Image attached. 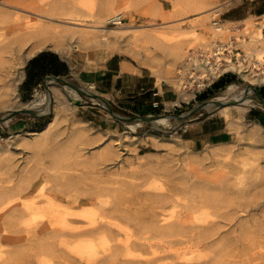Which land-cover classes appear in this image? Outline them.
<instances>
[{"label":"rangeland","instance_id":"374dc122","mask_svg":"<svg viewBox=\"0 0 264 264\" xmlns=\"http://www.w3.org/2000/svg\"><path fill=\"white\" fill-rule=\"evenodd\" d=\"M14 1L19 0H0V20L4 19L6 23L14 24L18 22L16 19L19 17L33 18L29 12L1 5L2 2ZM70 1L75 2L78 7L75 12H70V15L80 19V22L86 26L93 25L94 21H107V26L113 28L115 26L110 22L118 17L123 19L122 24L138 29L134 31L137 33H159L181 28V32L191 37L186 49L188 55L190 52L209 47L214 41L230 43L231 40H235L234 52H240L241 62L245 60L243 64L248 66L251 62L248 54L262 46V42L259 41V31L255 26L260 19H251L243 26L238 23L223 22L220 0L210 1L211 6L209 5L208 8L214 11L209 13L185 8L184 3L191 0H149L152 4L154 21L152 17L136 13L127 15L122 6L118 8L117 16H114L111 2L128 0H55L37 7L39 9L35 12L40 13L42 16L38 17H42L45 21L61 23L59 20L63 21L66 15L58 6L68 4ZM129 2H137V0H129ZM215 10L219 11L215 13ZM49 17H53L54 20H50ZM206 17H209L210 29L192 26ZM215 22H220L221 31L216 30ZM78 30L99 32L110 37L104 31H91L87 28ZM124 34L116 41L112 42L110 39L111 45L116 44L120 49L112 55H108L109 44L99 38L88 42L67 40L62 51L44 47L38 53L54 51L62 56L75 55L80 58L82 64L79 65L80 69L95 67L116 56L118 60H125L151 75L158 85L164 84L179 94L180 88L175 85L179 83L184 85V83L175 81L171 84L165 77L168 76L169 71H173L174 77L178 80V71L185 66L186 60L175 62L169 50L160 43L142 42L131 46L128 36L132 31ZM29 47L30 45H27L20 51L18 49L16 52L5 54L6 60L9 64H14L18 56L23 57ZM131 49L138 55L134 56ZM247 58L248 62H246ZM261 68H264V65ZM229 74L237 77L236 85H250L244 79L243 73L229 71ZM22 82L23 80L18 85L15 95L21 104H28L37 94L45 92L43 87L38 88L30 100H25L20 92ZM187 86L185 90L192 92L189 89L190 85ZM227 86L217 91L211 99L221 96ZM263 86L264 83L255 84L252 88L259 89ZM64 89L63 99L59 104L55 102L57 107L51 106L45 113L50 112L46 117L17 115L8 122L0 124V194L24 179H27L25 183L32 182L30 191L23 194L14 192L0 204V233L4 228L8 233L0 246V264H184L183 253L186 251L182 249L184 236L192 241L197 230L193 225L189 227L190 230L186 235L181 228H169L160 221L165 219V223L169 224L180 222L181 219L183 221L185 204L191 192L195 190V186L207 184L205 178H210L220 171L226 174L225 176L231 177V181L235 178L234 182H240L244 187L250 188L249 191L252 193L250 199L253 196L252 201L257 200L255 203H259L255 209L247 213L248 215L244 213L237 218V222L242 219L241 222L246 223L244 225L258 232L254 236L255 243H250L253 241L251 238L246 239L244 253H237L233 257L234 254L228 252L223 264H263L264 215L260 213L264 212V188L255 189L253 186L255 187L259 182L257 166L264 174V108L255 95L251 96L252 107L242 119L235 108L231 110L230 119H226L219 112L206 113L205 116L222 119L228 135L222 143H207L196 150L182 141L180 134L172 130L174 120L169 116H177L185 112V108L179 112L172 110L157 115L167 116L172 125L154 127L153 124L138 121L139 125L132 130L130 125L137 121L122 120L117 127L101 129L93 123L80 119L76 112V103L88 96L81 94L77 96L68 91L66 86ZM94 101L99 104L97 100ZM191 103L194 104V101ZM3 110L0 109V119L5 113ZM118 110L122 112L121 115L137 116ZM55 113L60 114L56 115L55 127L48 135L42 138L32 135L34 131L44 128ZM21 120L28 124L27 127L10 129ZM190 123L186 121L183 125ZM21 134L24 135L16 137ZM27 141L30 144H27ZM110 147L116 153L111 159L106 155ZM208 185H212L211 182ZM118 193L120 197L116 196ZM46 196L54 197L56 201L60 200L59 202L66 208L72 207L75 213L81 215L85 211L81 203H86L88 205L86 207H90L92 211L87 218L93 221L94 225L105 226L106 230H103L102 235L87 239L49 238L44 241H34L35 232L45 229L39 221L41 218L32 220L29 227V224L26 227L22 226L18 231L10 228V216L20 213L22 204L34 200L42 207L46 205ZM253 218L258 221L256 226L252 222ZM86 219L81 217L73 226L88 227ZM231 229L234 230L233 227L229 230L232 231ZM236 234L240 232L237 231ZM39 243L49 245L43 250L40 248L42 244ZM114 249H117L114 252L117 255L113 258L109 255L115 251ZM259 254L263 257L255 258L260 256Z\"/></svg>","mask_w":264,"mask_h":264},{"label":"bare ground","instance_id":"6f19581e","mask_svg":"<svg viewBox=\"0 0 264 264\" xmlns=\"http://www.w3.org/2000/svg\"><path fill=\"white\" fill-rule=\"evenodd\" d=\"M53 1L55 0H19L14 1L13 3H1L3 6H9L29 12L32 14L31 16H33V18L30 19H20L19 17L16 19L18 22L14 24H8L4 19L0 20V109H4L3 111H5V113L2 115V118L9 117L12 112L23 110L42 115L45 114L51 108V106L57 107V104H59L63 99L64 90L54 80L50 82V86L48 88L49 94H47L46 91L43 94H37L36 98L28 104H21L18 102L17 97L15 96L18 85L24 78L23 69L26 65L27 59L34 57L44 47H48L55 51H62L65 49L64 43L67 40L76 39L78 42H88L99 38L101 41L109 44L108 46L110 47V51L108 55H112L114 52L120 51V49L116 46V44L111 45V43L114 40L116 41L119 39V37L122 35H125L124 33L132 31V34L128 36L131 46L142 42H152L157 44L160 43L164 45L167 50H169L170 54L175 59V62L178 60L184 61V59L187 61L188 58L195 57V52L193 54H191V52L189 55L187 54L186 49L188 41L191 37L186 36L187 33L181 32V28L169 29L159 33H137L134 31L138 29L133 28V26L128 24H121L117 27L110 28L107 26V21H94L93 25L86 26L80 22V19L70 15V12H75L78 8L76 3L71 1L68 4L66 3L64 5L61 4L58 6L60 10L63 11L64 15H66L64 16L65 18L63 21L59 20L61 23L45 21L42 19V17H38L42 15H40L38 12H35L39 9H37V7L43 6L44 3H51ZM210 1L211 0H191L184 3V7L187 9L189 8L190 11L202 10L204 13H209L214 11L212 8H208L211 6ZM178 3L179 2H177V4ZM121 6L123 9H125L127 15L136 13L145 17H152V21H154L153 12L151 9L152 4L149 2V0H137V2H129V0L124 2H111V11L113 12L112 14L114 16H117L118 8ZM218 11L219 10H215V13ZM49 19L54 20L53 17H49ZM258 19L260 20L258 23H255V26L259 31V41L262 42V46H260V49H255L248 54L249 58L251 57V62H249L250 64L245 66L243 64L245 60L242 63L240 59L237 63L230 61L222 71H237L239 73H243L244 79L250 85H228L221 96L215 97L205 103L209 113L219 112L220 115L223 114L226 119H230L231 110L235 108L242 119L248 109L252 107L253 100L251 99V96H256L252 85L264 83V68H261V66L264 65V16L259 17ZM196 24L192 26L201 27L202 29L211 28L209 24V17L204 18L203 20L199 21L197 25ZM79 28H87L91 31H104L110 37H107L106 35H103L99 32L91 33L78 30ZM216 30L221 31L222 26L220 25V27H216ZM194 31L195 30L193 29L192 32ZM194 38H197V36H194ZM219 41H214L209 45V47H207L208 49L203 48L201 50H206L209 52V54H211L213 52L212 50L214 46ZM27 45H30V47L27 49L24 56H18L17 62H14V64H9L6 60L5 54L12 53L14 51L16 52L18 49L20 51V49L26 47ZM131 51L133 52L134 56L138 55L134 50L131 49ZM248 61L249 59L247 58L246 62ZM217 77V75H213L211 80H215ZM165 79L166 81L171 82V84H174L175 81L184 83V85H180V83L175 85L177 88L181 89H179V92L177 91L179 93L178 95H180L179 100L185 101L193 98L194 93L185 90L187 87L186 83L180 78L176 80L173 71H169V74L165 77ZM67 90L78 96L76 90L71 88H68ZM89 90L92 91L91 89ZM55 102L57 103L56 105ZM222 103H224V105L219 107ZM58 114L60 113H55V116L47 123L44 128L34 131L32 135L41 136V138L42 136L48 135L55 127ZM152 118V124L154 127L164 124L172 125V122L167 116H152ZM6 119V122L11 120V118ZM137 125H139L138 121L137 123L130 125V127L132 130H135ZM23 135H17L16 137ZM28 143L29 142L27 141V144ZM106 155L111 159L116 156V153L112 147H110ZM58 161L59 160H57V162ZM58 163L60 164V161ZM257 168L258 169H256V172L259 173V177L257 175L259 182H257V185H255V187L253 186V188H264V174L261 173L260 167L257 166ZM220 172L214 174L210 178H205V182H208L209 184L211 182L212 185H208L207 183L205 185L200 184L195 186V190L191 192L189 200L185 204L183 221L181 219L180 222H176L174 224H169L168 222L165 223V219H161L160 221L164 222L165 225L167 224L166 227L181 228V231L186 233V235L190 230L189 227L193 225V228L197 230L195 236H193L194 239L190 236H186L188 238H192V241H189V239H186L184 236V246H182V249L184 248L186 250L183 253L185 260L184 264H223L225 255L228 252L229 254L233 253V257H235V254L237 253H244V249L246 248L244 241L246 239L251 238L253 241L250 243H255L254 236H256L258 232L251 230L252 228H250V226L244 225L246 223H242V219L237 222V218H239L241 214L245 213L246 215L251 209H255L259 203H255L257 200L255 202L252 201L253 196L251 197L252 199H250L252 194L249 191L250 188L245 186L248 188L246 189L240 182H234L235 178L232 179V182L231 177L225 176L226 174L224 175L223 172ZM26 180L27 179H24L22 182H19V184L15 185L13 188L4 190L0 194V204L7 200L8 197L14 192L23 194L26 191H30L32 189V182L28 181L29 183H25L24 181ZM116 196L120 197L119 193ZM45 199L46 205L42 207L38 206L34 200L26 201L24 204H22L23 207L20 210V213L17 215L11 214L10 216V228H15V230L18 231L22 226L26 227L29 224V227L32 220H38V218H41L39 221L41 222L42 227L45 229H42L38 233L35 232L33 235L34 241H44L48 240L49 238L62 240H64V238L87 239L96 235H102L103 230H106L105 226L94 225L93 221L87 218L89 217L88 215L92 214V211H90V207H86L88 206L86 203H81L85 209L84 213L81 215L75 213L72 207L66 208L65 205L59 202L60 200L56 201L54 197L46 196ZM260 214L263 216L264 212ZM33 217L34 219H32ZM81 217L84 220L86 218L88 219H86L89 225L88 227L78 228L73 226V224L79 221ZM255 218L252 220V222L255 224L254 226L258 224V221ZM230 227H233L234 230L231 229L232 231H230ZM237 231H239L240 234H236ZM7 234L8 233L4 228L2 233H0V246H2V241H4L3 239L7 238ZM39 244L41 245L42 243ZM48 245L42 244L40 248L46 250V246ZM49 248L50 247H48V249ZM114 250L115 251L111 252L112 255H109L113 258L117 255L114 253L117 249ZM259 257H263V255L255 256V258Z\"/></svg>","mask_w":264,"mask_h":264},{"label":"crops","instance_id":"0c3cea01","mask_svg":"<svg viewBox=\"0 0 264 264\" xmlns=\"http://www.w3.org/2000/svg\"><path fill=\"white\" fill-rule=\"evenodd\" d=\"M220 3L222 20L226 23H238L243 26L248 20L264 16V0H220ZM49 60L55 64V70L51 66L47 67L46 63ZM79 65H82L80 58L75 55L62 56L54 51L36 54L27 61L24 68V78L20 88L22 98L30 100L38 88L43 87L46 91L44 81L47 78L60 77L81 88L91 89L92 92L104 98L110 108L118 114H122L118 110L121 109L137 116H157L172 110V112H179L182 108H185L186 112L195 104L209 101L217 91L222 89L217 86L220 78L204 91L194 93L190 101H183L179 100L180 95L174 90L164 84L158 85L151 75L135 68L125 60H118L116 56L92 68L80 69ZM56 83L65 90L63 84ZM261 88L257 89L259 93ZM202 97H208V99L203 100ZM178 101L179 103H176ZM193 101L194 104L191 103ZM95 103L91 97L80 99L79 103H76L79 118L101 129L120 125V120L113 118L100 104ZM206 113L209 112L197 113L178 123L173 122V132L180 134L182 141L196 150L207 143H222L228 135L225 122L215 116H205ZM22 121L12 125L10 129L27 127L28 124ZM186 121L191 123L184 126L183 123Z\"/></svg>","mask_w":264,"mask_h":264},{"label":"built area","instance_id":"2783aa9c","mask_svg":"<svg viewBox=\"0 0 264 264\" xmlns=\"http://www.w3.org/2000/svg\"><path fill=\"white\" fill-rule=\"evenodd\" d=\"M123 23L122 18H113L110 24L119 26ZM220 27V22H215ZM235 40L230 43L217 42L213 48V52L209 54L206 50H198L195 57L188 58L185 66L178 71V78L182 79L193 93L201 92L213 85L218 79L229 74V71L222 72L225 66L231 61L238 62L242 59L241 53H235ZM194 52H191L193 54ZM244 61V60H243ZM213 75L218 77L211 80ZM188 87V86H187ZM186 87V88H187Z\"/></svg>","mask_w":264,"mask_h":264},{"label":"water","instance_id":"95a60500","mask_svg":"<svg viewBox=\"0 0 264 264\" xmlns=\"http://www.w3.org/2000/svg\"><path fill=\"white\" fill-rule=\"evenodd\" d=\"M53 80L58 82V83L63 84L64 86H66L68 88L76 90L78 94L85 95V96H88V97H91V98L97 100L99 102V104L101 105V107L105 111H107L112 117H114V118H116V119H118L120 121H122V120H125V121H140V122H145V123L152 124V121H153L152 116H125V115L118 114V113L114 112L110 108V106L108 105L107 101L104 98H102L101 96H99L98 94L90 91L89 89L81 88V87H79V86L67 81L66 79H63V78H60V77H49V78H47L44 81L45 90H46L47 94H49V89L48 88L50 86V82L53 81ZM253 91L256 94L260 104L264 107V98L261 96V94L259 93V91L256 88H253ZM206 102L207 101L198 103L197 105L193 106L191 109H189L188 111L184 112L181 115L169 116V117L174 120L173 121L174 123H176V122H179V121L187 120V119L193 117L194 115H196L197 113L208 112L207 111V107L205 106ZM222 105H224V103H222L219 107H221ZM49 113L48 114L38 115V114H34V113L26 111V110L16 111V112H12L9 115V117L1 118L0 119V124L6 122V120H7L6 118H12V117L17 116V115H26V116H30V117L44 118L47 115H49Z\"/></svg>","mask_w":264,"mask_h":264},{"label":"trees","instance_id":"16d2710c","mask_svg":"<svg viewBox=\"0 0 264 264\" xmlns=\"http://www.w3.org/2000/svg\"><path fill=\"white\" fill-rule=\"evenodd\" d=\"M46 65H47V67L51 66V68L53 70H55V64L52 63L50 60L46 63ZM226 76H228V77L225 78ZM235 83H238L237 77L234 74H227L219 80V82L217 83V86H218V88H223L227 85L235 84ZM260 93H261L262 97L264 98V87H262L260 89ZM202 98H203V100L208 99V97H202Z\"/></svg>","mask_w":264,"mask_h":264}]
</instances>
